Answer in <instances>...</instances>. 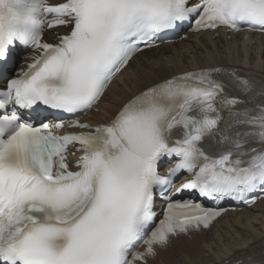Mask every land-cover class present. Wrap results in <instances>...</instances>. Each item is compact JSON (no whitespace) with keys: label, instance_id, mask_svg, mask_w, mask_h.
I'll return each instance as SVG.
<instances>
[{"label":"snow or ice","instance_id":"6c2138e0","mask_svg":"<svg viewBox=\"0 0 264 264\" xmlns=\"http://www.w3.org/2000/svg\"><path fill=\"white\" fill-rule=\"evenodd\" d=\"M186 25L264 32V0H0V264H148L171 237L208 228L221 201L264 195V151L249 147L264 145V80L236 71L174 75L108 123L52 130ZM25 49L35 55L16 69Z\"/></svg>","mask_w":264,"mask_h":264},{"label":"bare ground","instance_id":"6f19581e","mask_svg":"<svg viewBox=\"0 0 264 264\" xmlns=\"http://www.w3.org/2000/svg\"><path fill=\"white\" fill-rule=\"evenodd\" d=\"M213 37L212 34H204L200 38L192 35L187 42L138 56L108 90L106 96L112 99L107 100L104 106L109 110L115 109L147 86L194 68L236 69L264 80V40L259 42L255 36L246 39L244 34L232 36L230 41L223 35L218 39ZM203 252H209L208 259L198 264H220L231 259L229 256L232 254L264 259V200L252 209L226 216L209 233L195 236L192 240L183 238L175 241L151 264H160L162 259L164 264H179L186 255Z\"/></svg>","mask_w":264,"mask_h":264},{"label":"rangeland","instance_id":"374dc122","mask_svg":"<svg viewBox=\"0 0 264 264\" xmlns=\"http://www.w3.org/2000/svg\"><path fill=\"white\" fill-rule=\"evenodd\" d=\"M244 237V236H243ZM200 257V258H198V257ZM190 257H191V260L193 261L192 263H186V264H195V263H199V262H201L202 260H203V257L204 258H207V256L206 255H200V254H197V255H190ZM188 260V259H187ZM194 260H196V261H194ZM198 260V261H197ZM179 264H183V260L179 263Z\"/></svg>","mask_w":264,"mask_h":264}]
</instances>
